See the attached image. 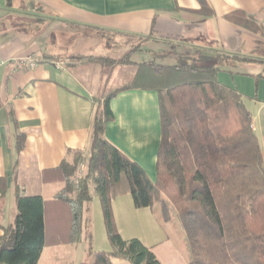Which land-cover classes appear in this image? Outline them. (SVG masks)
Here are the masks:
<instances>
[{
    "label": "crops",
    "instance_id": "1",
    "mask_svg": "<svg viewBox=\"0 0 264 264\" xmlns=\"http://www.w3.org/2000/svg\"><path fill=\"white\" fill-rule=\"evenodd\" d=\"M56 26L117 37L151 35L154 47L139 52L152 57L162 55L157 52L159 44L171 48V43L187 39L251 58L231 60L217 71V79L243 95L264 160V0H0V223L4 227L15 220L17 190L50 201L45 212L48 235L69 221L68 205L51 202L65 187L57 168L64 159L72 160L74 151L89 153L103 92L121 85L124 75L136 72L141 62L133 59L134 69L119 75L120 66L128 64L110 68L70 56L69 46L61 47L59 39L47 35ZM78 52L103 55L90 45ZM53 54L64 56L55 62L42 60ZM30 55L39 60L37 67H16L17 59ZM108 103L114 117L105 126V136L155 181L162 138L158 91L129 88ZM112 208L126 238L124 229L136 222L132 195L116 196ZM67 244L71 242L53 244L49 237L37 263L43 264L48 247ZM114 258V264L127 261Z\"/></svg>",
    "mask_w": 264,
    "mask_h": 264
},
{
    "label": "trees",
    "instance_id": "2",
    "mask_svg": "<svg viewBox=\"0 0 264 264\" xmlns=\"http://www.w3.org/2000/svg\"><path fill=\"white\" fill-rule=\"evenodd\" d=\"M139 38L149 41L152 36ZM171 46L179 62L141 61L136 72L124 75L121 85L103 92L89 153L74 151L72 160L64 159L57 168L65 187L51 202L68 205V222L48 235L45 212L50 201L17 190L14 222L6 227L0 223V264H38L52 232L53 244L81 241V230L89 221L84 211L95 195L101 200L112 249L89 247L88 262L82 264H110L112 257L131 264H163L140 238L120 234L113 199L126 192L137 208L157 206L165 221L171 209L175 212L189 245V264H264L260 142L243 95L217 79V71L231 60L251 58L202 41L181 39ZM63 56L44 55L42 60L55 62ZM76 57L110 68L126 62L105 55ZM129 88L159 94L162 138L155 181L105 136V126L114 117L108 102Z\"/></svg>",
    "mask_w": 264,
    "mask_h": 264
},
{
    "label": "rangeland",
    "instance_id": "3",
    "mask_svg": "<svg viewBox=\"0 0 264 264\" xmlns=\"http://www.w3.org/2000/svg\"><path fill=\"white\" fill-rule=\"evenodd\" d=\"M56 27V30H48L47 35L51 36V39H55V37L59 39L61 47L68 48L69 46L68 55L70 56L73 55L77 58L76 56L81 55L78 50L86 49L90 45L97 48L105 57L109 56L118 60L120 58L126 60L125 63L129 66L126 68L120 66L119 75L134 69L133 62H131L133 59L144 61L155 58L165 63L171 61L179 62L180 60L178 57H174V60L172 58L163 60L165 56H173L171 54L173 52L171 50L172 47L160 44L159 51L162 50L166 54L165 56L159 55L155 57L153 55L152 57L147 51L140 53L139 50L153 48L154 44L149 41H141L139 37H117L113 34L104 35L103 33L94 34L87 29L72 26ZM67 57L69 58V56ZM116 75L119 76L117 73ZM101 207L102 204L99 197L93 196L89 203V211L86 214L89 219L88 226L85 225L81 230V241L61 247H48L43 256V264L87 263L89 247L93 250L111 251L112 247L108 239L104 213ZM134 209H136V212L133 213V217L136 222L134 226L124 229L126 238H140L147 246L152 248L163 264H189V245L175 212L171 209L170 218L165 221L160 215V210L157 206ZM89 232L92 235L91 238L87 235ZM50 235L49 237L52 239V236H54L53 232ZM114 259L113 257L111 258L110 264H114ZM122 263L131 264L128 261Z\"/></svg>",
    "mask_w": 264,
    "mask_h": 264
},
{
    "label": "built area",
    "instance_id": "4",
    "mask_svg": "<svg viewBox=\"0 0 264 264\" xmlns=\"http://www.w3.org/2000/svg\"><path fill=\"white\" fill-rule=\"evenodd\" d=\"M60 63L62 64V62H59L56 65L60 67L61 66ZM15 64L17 65L16 67L19 68H21L22 66H26V67L29 66L30 68H35L38 66L39 60L36 57L30 55L27 57L17 59ZM82 169H83V165H81V168L79 170L82 171Z\"/></svg>",
    "mask_w": 264,
    "mask_h": 264
}]
</instances>
